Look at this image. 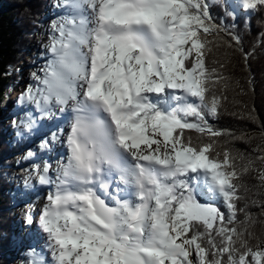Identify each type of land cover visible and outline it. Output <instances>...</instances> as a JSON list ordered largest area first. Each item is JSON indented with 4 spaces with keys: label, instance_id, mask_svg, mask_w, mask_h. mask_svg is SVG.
<instances>
[{
    "label": "snow or ice",
    "instance_id": "snow-or-ice-1",
    "mask_svg": "<svg viewBox=\"0 0 264 264\" xmlns=\"http://www.w3.org/2000/svg\"><path fill=\"white\" fill-rule=\"evenodd\" d=\"M233 2L264 10V0ZM54 8L62 14L48 25L45 62L17 98L30 110L12 121L21 139L39 133L49 157L26 169L25 187L47 194L21 219L45 243L22 252L21 264H264V240L252 231L264 223V199H250L242 182L255 173L264 188V148L254 159L221 149V137L243 134L210 122L229 78L209 57L225 45L245 62L251 55L235 23H216L208 0ZM226 15L235 21V9ZM36 156L29 149L17 163Z\"/></svg>",
    "mask_w": 264,
    "mask_h": 264
},
{
    "label": "trees",
    "instance_id": "trees-1",
    "mask_svg": "<svg viewBox=\"0 0 264 264\" xmlns=\"http://www.w3.org/2000/svg\"><path fill=\"white\" fill-rule=\"evenodd\" d=\"M51 1L0 0V264H9L15 260L17 262L14 263L21 264L28 259L16 258V250L13 248L15 218L21 217V209L28 205L21 200L23 191L19 188L25 187L26 169L31 167L15 166L20 158L11 155L21 151L29 141L20 137L10 140L1 121L7 89L17 77V73L13 74L9 65L15 68L23 56L28 61L27 53L32 47L42 51V45L48 42V25L56 18L51 17L48 11ZM208 2L216 23H235L233 30L241 36L242 47L251 53L245 62L239 50L225 45L217 48L209 57L210 66L215 62L224 64L223 73L229 78L225 93L227 100L221 114L210 122L214 128L227 129L236 137L243 134V139H233L227 135L221 137V149L227 147L234 153H243L254 159L257 151L264 148V40H261L264 35V10L249 14L233 0H223V3H216L215 0ZM234 9L235 21L226 15V10L231 12ZM215 66L219 67V64L215 63ZM192 135L195 138V134ZM257 165L259 166L258 161ZM242 182L251 189L248 193L250 199H264V188L260 187L255 173L245 176ZM253 193L258 195L253 196ZM250 210L259 217L260 210L257 207L252 206ZM252 231L264 240V223L257 222ZM252 243L255 244L256 241L253 240Z\"/></svg>",
    "mask_w": 264,
    "mask_h": 264
},
{
    "label": "rangeland",
    "instance_id": "rangeland-1",
    "mask_svg": "<svg viewBox=\"0 0 264 264\" xmlns=\"http://www.w3.org/2000/svg\"><path fill=\"white\" fill-rule=\"evenodd\" d=\"M55 3H56V0H52L48 4V11H49V14L51 15V17H56V16H59L62 14V12L59 9L54 8ZM40 53H41L40 50L35 49V47H32V49L27 53L28 54L27 55L28 61H25L26 56H23L22 59L17 63L16 67L13 68V69H19V71L12 70L13 74L17 73V77H15V79L11 82L9 88L7 89V92H6L7 95H6V98H5V101L3 104V110L1 113V121H2L3 126L5 127V130L7 131V134L9 135L10 140H15L16 138H19L16 135V129H14L12 126L13 119L20 117V116H23L27 110H30V109H25L22 106L19 107L17 105L14 107L15 101H16V100H14V97H15L14 92L16 91V89L23 91L25 86L28 83H30L29 73L37 70L39 67H41L44 64L45 61L41 57ZM169 106H174V102L171 101L167 105H165L164 107L167 108ZM27 139L29 141L28 145H26V147H24L18 153H13L11 156L16 155V156H19V158L21 159L23 156H25V154L28 152L29 149L36 152L37 156H36V158L30 159L27 162H21L19 164L18 163L15 164V166H17V167H26V166L31 167L33 164H42L43 159L49 158L47 155L42 156L40 153L38 145L40 143V140L42 139V136L39 133L37 135L29 137ZM53 163H54V161H53ZM34 180L35 179H33L31 181V183ZM19 189L23 191V196H22L21 200L27 202L28 204H31L33 201H35L36 196L38 194L41 195V200L43 198V194L40 192L32 193L31 190L27 189L26 187L19 188ZM38 206H39V204L37 205V208H38ZM15 221H16L15 222V230H14L15 241L13 243V248H15V250H16V252H15L16 256H17L16 258L21 259L24 257L21 255V253L24 252L27 248H29L30 243H33V244H31V246H33L35 244L36 247L39 248L37 246L38 238L37 237L32 238V235L28 233V232H30V230L36 229L35 225H33L31 228H26L24 226L23 221H22L20 216L15 218ZM25 258H27V257H25ZM14 262H17V260H15ZM14 262L12 261L9 264H16Z\"/></svg>",
    "mask_w": 264,
    "mask_h": 264
},
{
    "label": "bare ground",
    "instance_id": "bare-ground-1",
    "mask_svg": "<svg viewBox=\"0 0 264 264\" xmlns=\"http://www.w3.org/2000/svg\"><path fill=\"white\" fill-rule=\"evenodd\" d=\"M20 93H21V92H19V93L14 97V100H16V102H17V98H18V96L20 95ZM169 102H171L170 97L168 98L167 103H166L165 105H167ZM16 104H17V106L20 107V105H19L18 103H16ZM165 105H164V106H165ZM42 130H43V129H42ZM53 156L55 157V154H53ZM53 161H54V160H53ZM36 183H37V181H36V179H35V180L32 182V184L35 185ZM31 192H32V193L40 192V193H42L43 196H44V195L47 194V188H39V187H38V191H32V190H31ZM42 203H43V198H42V200L40 201V204H42ZM38 208H39V206H38ZM38 208H37V211H38ZM37 218H38V217H37ZM28 233L32 235V238H34V237H37V238H38V244H37L38 247L42 246V245L45 243V240H44L43 234L40 233L39 230H38L37 228L34 229V230H30V232H28ZM47 255H48V258L50 259V253H48Z\"/></svg>",
    "mask_w": 264,
    "mask_h": 264
}]
</instances>
